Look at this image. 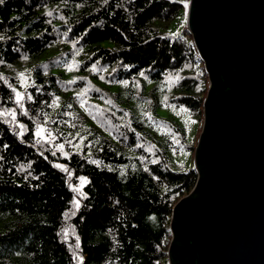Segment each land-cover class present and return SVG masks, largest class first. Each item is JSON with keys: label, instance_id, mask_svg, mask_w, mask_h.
<instances>
[{"label": "trees", "instance_id": "trees-1", "mask_svg": "<svg viewBox=\"0 0 264 264\" xmlns=\"http://www.w3.org/2000/svg\"><path fill=\"white\" fill-rule=\"evenodd\" d=\"M187 13L181 0L0 4V264L168 263L173 208L198 173L172 168L195 146L158 111L200 121L210 82L193 36L163 34Z\"/></svg>", "mask_w": 264, "mask_h": 264}, {"label": "water", "instance_id": "water-1", "mask_svg": "<svg viewBox=\"0 0 264 264\" xmlns=\"http://www.w3.org/2000/svg\"><path fill=\"white\" fill-rule=\"evenodd\" d=\"M187 31L210 82L168 262L264 264V0H190Z\"/></svg>", "mask_w": 264, "mask_h": 264}, {"label": "rangeland", "instance_id": "rangeland-1", "mask_svg": "<svg viewBox=\"0 0 264 264\" xmlns=\"http://www.w3.org/2000/svg\"><path fill=\"white\" fill-rule=\"evenodd\" d=\"M186 2V5L189 6L190 0H181ZM187 31V21L184 20L183 16L178 17L176 20L169 24V27L164 29L163 34L169 37H175L178 35H182L184 31ZM188 32V31H187ZM189 33V32H188ZM204 67V65H203ZM20 80L19 86L15 88V96L16 99L20 102H23L25 90L29 86L31 75H28L27 70L22 69L20 71ZM117 89V87L113 88ZM160 116L163 117H173L178 120L181 124L187 127L188 130V139L189 143L193 144L195 147L198 145L204 124V118H201L200 121L190 115L185 108H177V107H166L160 109L158 111ZM10 122L12 123V119L14 114H11ZM36 135L42 139L48 140L49 146L54 148L55 150H60L62 155H67L65 148L55 147L53 138L49 136V132L46 130L45 126H40L35 131ZM88 135L83 134L82 132H77L69 141L71 143L72 151L80 152L84 148V143ZM172 168L176 171H187L193 170L196 168L195 163V152L192 151H182L179 154L172 155ZM87 179L83 178L78 186L74 188L75 190V202L74 207L77 209L80 206L81 196H82V188L86 184ZM167 264H170L169 262Z\"/></svg>", "mask_w": 264, "mask_h": 264}, {"label": "snow or ice", "instance_id": "snow-or-ice-1", "mask_svg": "<svg viewBox=\"0 0 264 264\" xmlns=\"http://www.w3.org/2000/svg\"><path fill=\"white\" fill-rule=\"evenodd\" d=\"M4 3V0H0V4ZM78 246V245H77Z\"/></svg>", "mask_w": 264, "mask_h": 264}]
</instances>
